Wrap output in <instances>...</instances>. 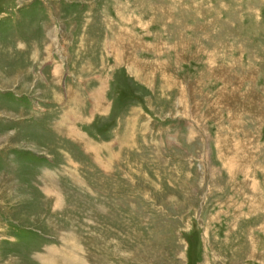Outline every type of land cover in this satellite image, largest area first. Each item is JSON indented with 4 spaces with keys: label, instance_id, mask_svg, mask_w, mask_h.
Masks as SVG:
<instances>
[{
    "label": "rangeland",
    "instance_id": "374dc122",
    "mask_svg": "<svg viewBox=\"0 0 264 264\" xmlns=\"http://www.w3.org/2000/svg\"><path fill=\"white\" fill-rule=\"evenodd\" d=\"M0 264H264V0H0Z\"/></svg>",
    "mask_w": 264,
    "mask_h": 264
}]
</instances>
